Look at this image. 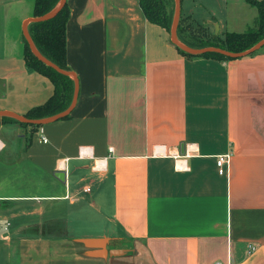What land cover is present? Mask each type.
Wrapping results in <instances>:
<instances>
[{
	"label": "crops",
	"instance_id": "obj_1",
	"mask_svg": "<svg viewBox=\"0 0 264 264\" xmlns=\"http://www.w3.org/2000/svg\"><path fill=\"white\" fill-rule=\"evenodd\" d=\"M66 1L77 102L68 118L42 125L46 142L38 128L0 122V261L264 264V48L186 57L138 0ZM33 3L0 0V111L24 115L54 91L24 61ZM180 4L181 27L203 24L202 37L234 31L197 16L199 0Z\"/></svg>",
	"mask_w": 264,
	"mask_h": 264
},
{
	"label": "trees",
	"instance_id": "obj_2",
	"mask_svg": "<svg viewBox=\"0 0 264 264\" xmlns=\"http://www.w3.org/2000/svg\"><path fill=\"white\" fill-rule=\"evenodd\" d=\"M145 18L156 25L161 26L167 32L170 31L172 18L174 14V0H138ZM59 0H34L33 17L41 16L52 11ZM246 2L255 7L257 11L255 23L243 32L229 31L222 36L217 34L205 35L210 41L201 42V44L188 43L180 37V32L184 30L178 25L177 37L185 45L191 47L204 48L216 46L231 52H241L250 48L253 44L264 37V0H246ZM69 7L67 1L57 14L46 21H31L27 28L36 50L45 58L59 66L65 71H70L66 62V23L69 18ZM202 38V37H199ZM24 45V61L26 68L30 71H37L48 77L54 86L53 94L43 103L31 107L24 116L28 119H40L66 109L71 103L74 81L66 74L59 73L55 69L45 65L38 60L30 51L29 45L22 35ZM176 49L186 57H214L217 59H232L219 53L207 52L201 55H191L182 51L179 47ZM264 48V47H263ZM261 48L260 50H262ZM255 51L253 53L259 52ZM252 54V53H251ZM67 115L64 118H68ZM0 122H14L24 126H31L33 129L42 125L20 122L9 116H1Z\"/></svg>",
	"mask_w": 264,
	"mask_h": 264
},
{
	"label": "water",
	"instance_id": "obj_3",
	"mask_svg": "<svg viewBox=\"0 0 264 264\" xmlns=\"http://www.w3.org/2000/svg\"><path fill=\"white\" fill-rule=\"evenodd\" d=\"M180 1L181 0H174V14H173L171 30H170V41L172 42V44L179 47L182 51L189 53L191 55H201V54H204L207 52H212V53H219V54H222L225 56L237 58V57H242V56H246L248 54H251V53L258 51L264 47V37L261 38L259 41H257L255 44H253L250 48H248L244 51H241V52H231V51H228L226 49L216 47V46H208V47H204V48H195V47H191V46L183 44L177 37V29H178V25H179L180 14H181ZM65 2H66V0H59L58 4L56 5V7L52 11H50L44 15L34 16V17H31V18L25 20L22 24V32H23V36L25 37V39L29 45L30 51L33 53V55L38 60H40L45 65L55 69L59 73L69 75L73 79L74 90H73V96H72L71 103L69 104V106L66 109H64L60 112H57L53 115H50V116H47L44 118H40V119H28L24 115H19V114H16L14 112H10V111H0V117L1 116H9V117H13V118L17 119L20 122L37 124V125H44V124H47L49 122L56 121V120H59V119L66 117L67 115L70 114V112L75 107L76 102H77V98H78V92H79V83H78V78H77L76 74L72 71H65V70L61 69L59 66H57L56 64H54L53 62H51L50 60L45 58L43 55H41L36 50V48L32 42L31 36L28 32V28H27L28 23L31 21H46V20L53 18L57 14V12L63 7ZM55 175L61 181L65 180L64 171H56Z\"/></svg>",
	"mask_w": 264,
	"mask_h": 264
},
{
	"label": "rangeland",
	"instance_id": "obj_4",
	"mask_svg": "<svg viewBox=\"0 0 264 264\" xmlns=\"http://www.w3.org/2000/svg\"><path fill=\"white\" fill-rule=\"evenodd\" d=\"M199 1H200V5L197 8V13H196L197 16H203L201 14H204V12L208 16H216V19L221 21L222 26L228 28V30H230L231 28V30L234 31H244L248 27L253 26L254 24V20L256 17V9L255 7L248 5L245 0H238V2L241 3L242 5H245V7H247L246 9L247 11H240L238 15H236V13H232L230 8H228L227 11H225L226 9L222 10V8L218 5L216 0H199ZM204 1L206 2V5L203 7L202 4ZM203 8H206V11H202ZM210 18L211 20H213L212 17ZM200 21L202 20L200 19ZM205 29L206 27L203 24L201 25L200 23L186 24L184 30L180 32V37L188 43L201 44V42L210 41L208 39L210 37H206V36L202 37L199 34V33L204 34ZM209 29L210 30L208 35L215 34L214 27H210ZM168 34L170 35V31L168 32ZM195 48H199V47H195ZM2 246L3 244L0 243V247ZM0 264H3V260L0 261Z\"/></svg>",
	"mask_w": 264,
	"mask_h": 264
},
{
	"label": "built area",
	"instance_id": "obj_5",
	"mask_svg": "<svg viewBox=\"0 0 264 264\" xmlns=\"http://www.w3.org/2000/svg\"><path fill=\"white\" fill-rule=\"evenodd\" d=\"M38 133L40 134L41 141L42 142H46L47 139L43 135L42 126L38 127ZM79 154H80V156L89 155L88 149L80 147ZM230 158H231V154L230 153L219 154V155L216 156L215 163H216L217 170H218L219 174H224L225 173V171H226V169H227V167L229 165ZM175 159H176V164H177L176 167L178 169H184L185 167H184L183 163L177 162V158H175ZM96 168L98 169L97 165H96ZM85 191H89V187H86ZM248 249H249L248 251H253L255 249V246L250 244V245H248ZM212 264H222V263L220 261H215Z\"/></svg>",
	"mask_w": 264,
	"mask_h": 264
}]
</instances>
